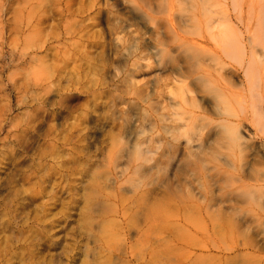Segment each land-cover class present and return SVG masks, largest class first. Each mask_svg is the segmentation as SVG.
Wrapping results in <instances>:
<instances>
[{
	"label": "rangeland",
	"instance_id": "obj_1",
	"mask_svg": "<svg viewBox=\"0 0 264 264\" xmlns=\"http://www.w3.org/2000/svg\"><path fill=\"white\" fill-rule=\"evenodd\" d=\"M179 1L0 0V264H158L153 247L163 237L219 241L211 227L217 218L202 221L195 211L210 203L217 217L219 158L211 152L224 119L210 89L201 96L208 113L197 119L192 91L177 80L179 69L192 73L178 43L199 37L208 15L196 9L198 0ZM261 1L234 8L216 0L211 15L243 36L247 29L258 34ZM203 43L219 45L212 37ZM222 68L239 89L243 69L231 59ZM159 71L185 118L174 155L163 156L161 182L153 141ZM257 74L264 77L262 66ZM254 119L256 134L243 120L241 138L218 153L230 155L227 177L250 176L248 190L258 188L256 177L264 189V125ZM201 151L207 166L192 171ZM152 208L164 217L148 231L143 218ZM261 212L243 235L264 241ZM141 226L146 231L137 234ZM190 243L182 242L198 245Z\"/></svg>",
	"mask_w": 264,
	"mask_h": 264
},
{
	"label": "bare ground",
	"instance_id": "obj_2",
	"mask_svg": "<svg viewBox=\"0 0 264 264\" xmlns=\"http://www.w3.org/2000/svg\"><path fill=\"white\" fill-rule=\"evenodd\" d=\"M214 1L216 0H198L196 2V9L198 10L200 8L199 11L204 13L201 14V16L204 15L205 17L208 15V17H206V19L203 18L204 22L198 28L197 35L199 37L194 36L186 43H178V49H182L180 51H183L186 54L192 73H190V71L185 72L182 69H179L178 73H180V78L177 80L182 82L183 86L188 88L190 92L192 91L193 94L188 98L190 99L192 106L195 108V117L197 119H205L208 113L207 108L204 106L203 100L201 99L202 93L207 92V89H210L213 93V98H211V100L215 107V112L218 116L224 119L222 130H220L214 138L215 146L217 147L213 148L211 152V155H216V158H219L218 166H216L220 177L218 184L219 193L216 201L218 207L216 212L217 217H214L215 213L213 214L212 210H210V203H206V205L200 210V207L197 208L199 211L194 210L197 212V217L201 218L200 220L208 218L210 221L213 219L211 222H214V219L217 218L216 223H210L212 224L211 227H213V230H211L212 232H216L219 241L216 243L214 239V241L212 240L213 244L211 245L205 244L202 240H200L201 244L197 243L199 240H194L192 243L193 239L191 240V237L188 235L186 240H184V234L177 236L176 232L173 231L177 236L175 240H173L174 236L170 235L171 240L163 237L160 241L155 242H158L156 248L153 247V249H156L154 253H157L158 255V264H264L263 237L261 240L258 238V234L255 236H251L250 234H248V236L243 235L244 228L248 231L253 230L255 224L258 226V222L262 217L261 211L264 210V189H262L263 185L259 182L263 179L261 180L260 177H256V183H254V185L258 186V188L253 190L246 189L245 186H251L253 184L249 182L250 176H234L231 174L227 177L225 175L226 169L224 168V165L227 163L231 164L229 158L230 155H218L221 148L232 146L239 138H241L239 127L243 120L250 121V125L254 128V134L257 133L254 118H256L260 126L262 124L264 125V120L260 116V113L264 108V77L257 74V69H259L260 66L264 69V43H257L261 38L264 39V18L262 20V28L259 30L260 32H258V34L255 33V31L252 32L251 29H247L246 35L243 36L241 32L234 31L229 25H223L218 18H214L215 16L212 17L211 13L214 11L212 8L214 6ZM246 1L247 0H223L225 7L232 5L234 8H237L239 4L245 3ZM176 2L181 3L179 0H176ZM258 6L263 9L264 14V0L257 4V7ZM257 35H259V37L255 40ZM211 37L216 40L217 44H219L213 49L207 47L203 43V41ZM246 38L249 40L246 41ZM259 45L261 51H258L259 47L257 48V46ZM227 59L235 61L244 71V78L239 81V89H237L238 85L235 80L221 72V69H223L222 66L227 63ZM162 61L163 60L158 63L161 64ZM211 62H214L217 67L212 69ZM161 73L162 71L157 73V81L155 80L156 89L154 91L156 92V113L153 124V141L155 142L154 151L157 155L158 182H161L162 180L161 173L163 170V156L174 155V151L178 147L179 136L182 133L180 128L185 121L182 112L178 110L180 102L176 99L177 97L174 95L175 93L169 89L168 94L165 95L164 86L168 85V82L163 79ZM186 77H188V80L185 82ZM190 85H193V87ZM235 96H239L240 98L237 97L234 99ZM62 99L64 105L69 104V98L67 96H64ZM258 128L260 127L258 126ZM187 154L193 157L195 155L191 147L188 148ZM203 155H205L203 151L196 154V157L190 166L192 171H202L203 168H206L208 160L207 156L204 157ZM190 195H192V193ZM163 200L169 201L167 198ZM240 203H244L247 206L242 207L239 205ZM164 207L165 206H163V208ZM152 209L154 210V213ZM152 209H149V211L147 209L148 212L146 211V215H143L145 217L143 219L146 226L148 225L147 230L156 229V225L152 224L155 222V218H157V216L155 217V214H157L155 212L156 208ZM184 209L183 211L185 212ZM177 210L178 209H176V211ZM156 211H159L158 213L162 212L158 210V208ZM183 211H181L182 214H180L182 218L187 216V213L183 214ZM242 213H246L247 215L242 216ZM173 214L176 216V212ZM177 216L179 217V214ZM162 217L160 216V218ZM188 218L190 219L191 216ZM204 225L207 226V223ZM149 226L151 228H148ZM174 226L173 229L179 226L177 230H180L177 233H180L181 231L182 233L186 232L181 229L180 225L177 226V224H175ZM207 227H203L204 230L202 227L198 229H202L203 233V231H207ZM168 228L169 227H167V229ZM196 229L197 228H195V231ZM143 231L146 230H143L142 226L136 229L137 234L142 233ZM157 232L160 235L159 231ZM207 232L210 234L209 231ZM192 233L193 231L189 232L188 230V233L186 234ZM164 235L167 234L164 233ZM192 235L194 237V234ZM188 237L190 240L187 239ZM156 238H158V236H156ZM187 240L189 243L191 242L189 246H194L193 244L197 241L195 244V246L198 244L195 248L197 251L195 249L192 250L191 248L187 249V246L185 249L182 242H187Z\"/></svg>",
	"mask_w": 264,
	"mask_h": 264
}]
</instances>
